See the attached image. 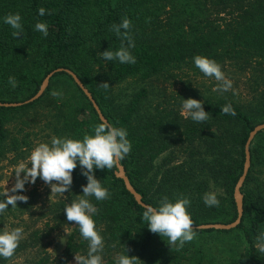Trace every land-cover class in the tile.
<instances>
[{
  "label": "trees",
  "instance_id": "1",
  "mask_svg": "<svg viewBox=\"0 0 264 264\" xmlns=\"http://www.w3.org/2000/svg\"><path fill=\"white\" fill-rule=\"evenodd\" d=\"M41 7L44 16L39 15ZM17 12L23 34L14 38L15 30L4 23V17ZM124 17L132 22L135 47L129 51L135 64L105 61L98 55L119 49L121 40L110 29ZM37 22L48 25L47 37L35 29ZM196 55L215 60L222 69L251 66L249 98L238 100L228 92L218 102L208 98L203 107L210 118L195 122L180 115L176 102L160 100L153 86L130 94L122 86L127 79L146 81L164 71L169 76L184 68L200 71L194 64ZM57 67L73 70L109 123L127 130L132 149L120 163L144 202L155 207L164 196L173 202L186 196L194 226L235 219L233 190L243 169L244 144L249 131L264 122V0H0V101L32 96ZM9 76L15 77L16 87L8 83ZM52 77H58V83L52 89L48 85L39 98L0 106V179L7 152L24 159L39 143L50 144L53 136L82 140L85 134L94 135L93 126L102 122L68 73L55 72ZM105 82L107 89L99 86ZM53 90L61 91L62 97H53ZM153 97L157 102L152 103ZM229 103L235 116L221 114L222 106ZM250 155L241 187V222L231 229L194 227L196 238L180 251L170 247L166 237L149 231L142 219L144 207L115 175L116 166L95 169V177L110 192L103 201L88 197L97 209L92 218L104 240L103 264H115L121 253L138 257L139 264H221L206 249L202 234L233 231L244 244V254H233L226 264H264L256 239L264 232V130L252 140ZM72 176L70 190L46 208L42 225L21 223L25 212L33 216L28 208L10 212L8 207L0 214V232L7 219L9 230H24L14 256L0 257V264H67L76 254L87 255L88 241L76 224L58 254L45 249L51 231L73 223L67 221L64 208L83 194L82 185L87 184L79 162ZM211 188L220 191L218 207L203 201ZM3 193L0 186V201L6 198ZM33 249L40 251L15 262Z\"/></svg>",
  "mask_w": 264,
  "mask_h": 264
},
{
  "label": "clouds",
  "instance_id": "2",
  "mask_svg": "<svg viewBox=\"0 0 264 264\" xmlns=\"http://www.w3.org/2000/svg\"><path fill=\"white\" fill-rule=\"evenodd\" d=\"M45 13V8H39L40 16H44ZM48 14L50 15L51 12ZM21 20L22 17L18 12L10 13L4 17V23L15 30L12 32L14 38L23 34ZM131 28L132 22L128 17H124L119 24H113L110 30L120 38V47L115 52L109 49L98 53V55L105 61L118 60L121 64H135L136 58L129 51L135 47V41L130 32ZM35 29L42 32L45 37L48 36L46 23L37 22ZM125 42L127 43L125 44ZM193 59L200 72L205 76L214 77L219 82L213 88L214 92L222 94L232 90V81L226 78L221 66L215 60L200 55H196ZM8 83L12 87L17 86L14 76H9ZM99 86L104 89L110 87L106 82ZM51 95L62 97L63 93L53 90ZM221 114L235 116L236 111L229 103L222 106ZM180 115L186 119L191 118L195 122H205L210 118V113L204 110L203 102L193 98L183 99ZM93 130L94 135L85 134L82 140L53 136L50 144L39 143L28 157L30 166L20 163L16 168V183L10 190L12 194L6 190L3 193L6 198L0 201V214L4 213L9 205L13 208L17 207V201L27 202L26 195L16 193L23 191L26 183L35 184L37 177L50 186L51 193L63 197L64 193L71 188L72 173L79 162L82 175L87 178V184L82 185L83 194L77 195V198L70 204H66L64 208L67 221L75 222L79 226L82 238L88 241L87 255H75L76 264H103L101 253L104 250V240L92 218L97 213V209L88 197L94 196L96 200L103 201L110 197V192L95 177L94 170H111L132 149L127 130L123 127H116L105 121L94 125ZM21 173H24L23 178H21ZM54 181L55 183H53ZM203 201L208 207H218L220 204L215 192H206ZM190 204V199L183 195L178 196L174 202L164 196L158 206L154 207L150 204L144 206L142 219L147 222L146 225L150 232L166 237L167 244L174 247L176 251H180L186 243L193 241L197 236L193 227L194 222L187 210ZM23 231L22 227L11 230L5 227L0 232V257L9 260L14 256L19 242L23 239ZM256 239L259 251L264 252V232H261ZM127 251L128 249H126V253ZM139 261L140 259L136 256L121 253L117 255L115 264H139Z\"/></svg>",
  "mask_w": 264,
  "mask_h": 264
},
{
  "label": "rangeland",
  "instance_id": "3",
  "mask_svg": "<svg viewBox=\"0 0 264 264\" xmlns=\"http://www.w3.org/2000/svg\"><path fill=\"white\" fill-rule=\"evenodd\" d=\"M221 70L224 72L226 78L232 81V90L227 91L230 95H234L238 100H247L249 98V79L250 74L254 71L253 68L249 65L246 67H233V68H225ZM175 76H169L168 72L164 71L163 75L160 73H156L152 75L150 78H146V81L137 80L135 77L132 79H127L124 81L122 86L124 87L126 94H130L134 91H137L142 86H153L157 92H160L158 97L162 101L171 100L175 103V107L181 113L183 99L193 98L200 101H205L208 98L215 102L221 100V97L224 96L225 93L214 92L213 88L217 86L219 83L215 80L214 77L205 76L200 71H195L190 68H184L183 70H175L173 71ZM53 76V75H52ZM49 80L50 89H52L59 81L58 77H52ZM167 76V77H166ZM248 80V83H247ZM194 85V86H193ZM49 89V90H50ZM48 90V91H49ZM235 92V94H233ZM24 96L23 94L20 95ZM152 98V94L150 95ZM165 98V99H164ZM158 98L153 97L152 103L157 102ZM25 129V125H22ZM34 149V148H33ZM31 149L26 158H21L19 156L13 155L11 152H7V158H5L2 162L1 174L2 177L0 179V186L5 192L6 190L12 189V187L16 183L15 171L20 163L29 164L28 157L30 156ZM179 155H176V159H179ZM264 171V168H263ZM24 173H21V178H23ZM55 183V181L53 182ZM210 192H215L216 194L220 193L219 189L211 188ZM10 194H12L10 192ZM16 194L26 195L28 197L27 202L17 201V207L13 208L9 205L10 212H16L23 208H28L32 211V217L25 212L22 216V221H27L30 224L35 222H40L42 225L46 221L44 212H46L52 202H55L62 199L58 194L51 193V188L49 185L45 184L44 181L37 177L35 184L26 183L25 189L23 191H19ZM222 194V191H221ZM48 207V208H47ZM47 208V210H46ZM13 222H17V220H13L9 217ZM222 222V221H219ZM39 224V223H37ZM75 225L73 222L69 227H58L51 231L48 237L45 239V249L51 253V255H56L59 251L64 247L66 242V236ZM23 226V225H22ZM5 227L9 228L8 219L5 222ZM23 228V227H22ZM202 241L204 242L206 249L209 250L212 254V257L216 258V260L221 262V264H226V260H230V256L235 255H243L244 254V244L241 239L237 237V233L235 231L230 233H204L202 234ZM40 251V249L29 250L28 252L22 254L20 257L16 258L17 262H22L23 259L32 257L36 255V253ZM77 255V254H76ZM211 257V256H210ZM67 264H76L75 255L67 262Z\"/></svg>",
  "mask_w": 264,
  "mask_h": 264
},
{
  "label": "water",
  "instance_id": "4",
  "mask_svg": "<svg viewBox=\"0 0 264 264\" xmlns=\"http://www.w3.org/2000/svg\"><path fill=\"white\" fill-rule=\"evenodd\" d=\"M64 71L68 73L73 81L77 84V86L82 90V92L86 95V97L89 99L91 102L92 106L94 107L99 119L102 122H108L107 118L104 116L102 113L99 105L96 103L95 99L93 98L91 92L89 89L83 84L79 76L71 70L70 68H64V67H57L53 70H51L42 80L38 90L30 97L21 100V101H5L2 102L0 101V106H19L21 104L29 103L37 98H39L43 92L45 91L46 87L49 84V80L51 76L55 72H60ZM264 130V122L256 124L248 133V136L246 138L245 144H244V163H243V169L242 172L235 183L234 190H233V197L236 205V217L234 220L230 222H208V223H202L198 224L196 226L193 225V227L199 228V229H209V228H214V229H231L236 227L240 222L243 214V193L241 192V187L244 183L245 177L247 175V172L250 167V161H251V155H250V145L252 140L255 138L258 132ZM117 169L115 170V175L123 180L125 188L133 195L134 199L137 201L138 204L142 205L143 207L145 205H149L146 202L142 200L141 194L135 189L133 184L130 182L129 177L127 176L125 169L123 165L118 162L116 165Z\"/></svg>",
  "mask_w": 264,
  "mask_h": 264
}]
</instances>
